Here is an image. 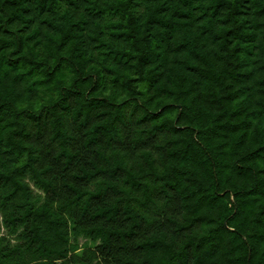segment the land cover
Wrapping results in <instances>:
<instances>
[{
  "label": "trees",
  "instance_id": "1",
  "mask_svg": "<svg viewBox=\"0 0 264 264\" xmlns=\"http://www.w3.org/2000/svg\"><path fill=\"white\" fill-rule=\"evenodd\" d=\"M0 228V264H264V0H0Z\"/></svg>",
  "mask_w": 264,
  "mask_h": 264
},
{
  "label": "rangeland",
  "instance_id": "2",
  "mask_svg": "<svg viewBox=\"0 0 264 264\" xmlns=\"http://www.w3.org/2000/svg\"><path fill=\"white\" fill-rule=\"evenodd\" d=\"M29 186L32 188V190L35 192V193H41L37 188L33 187L32 184L29 182L28 183ZM1 235H5L6 236V232L3 228H0V236ZM7 240L9 242H13V236H6ZM72 243L77 245L78 247H82L83 244H89V239L87 237H84V236H78L77 238L75 239H71Z\"/></svg>",
  "mask_w": 264,
  "mask_h": 264
}]
</instances>
